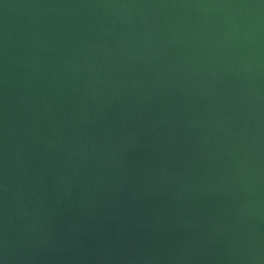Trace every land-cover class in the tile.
I'll return each mask as SVG.
<instances>
[{
	"label": "water",
	"instance_id": "obj_1",
	"mask_svg": "<svg viewBox=\"0 0 264 264\" xmlns=\"http://www.w3.org/2000/svg\"><path fill=\"white\" fill-rule=\"evenodd\" d=\"M0 264H264V0H0Z\"/></svg>",
	"mask_w": 264,
	"mask_h": 264
}]
</instances>
